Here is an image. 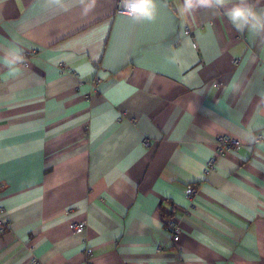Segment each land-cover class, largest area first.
<instances>
[{
  "label": "crops",
  "instance_id": "0c3cea01",
  "mask_svg": "<svg viewBox=\"0 0 264 264\" xmlns=\"http://www.w3.org/2000/svg\"><path fill=\"white\" fill-rule=\"evenodd\" d=\"M115 3L0 0V264H264V33Z\"/></svg>",
  "mask_w": 264,
  "mask_h": 264
},
{
  "label": "clouds",
  "instance_id": "9594fccd",
  "mask_svg": "<svg viewBox=\"0 0 264 264\" xmlns=\"http://www.w3.org/2000/svg\"><path fill=\"white\" fill-rule=\"evenodd\" d=\"M61 5L63 0H50ZM126 14L136 21H152L157 12L156 0H120ZM82 6L84 15H87L96 5V0H76ZM200 8L222 10L224 17L237 33L250 31L256 34L264 33V11H257L251 0H183L180 11L192 14ZM23 56L16 53L9 64L22 62Z\"/></svg>",
  "mask_w": 264,
  "mask_h": 264
},
{
  "label": "built area",
  "instance_id": "2783aa9c",
  "mask_svg": "<svg viewBox=\"0 0 264 264\" xmlns=\"http://www.w3.org/2000/svg\"><path fill=\"white\" fill-rule=\"evenodd\" d=\"M115 4H116V13H120V14H124L125 16H128L126 14V10L122 8L120 0H116ZM239 143L240 142L233 137L220 135L216 139V144H215L216 153L222 154L228 150H233V149L237 150L241 145ZM207 165L208 167H212L213 160H210ZM195 192H196V187L194 185H188L186 187L187 197L191 198L193 196V193ZM73 228L74 230H83L85 228V224L84 223L74 224ZM166 229L170 231L172 240L174 242L177 241L180 233V229L178 225L173 220H169L166 224ZM6 230H7V220L3 217V209H0V232L3 233ZM85 253L87 256L91 255V252L89 250H87ZM33 263H37V261L33 259Z\"/></svg>",
  "mask_w": 264,
  "mask_h": 264
}]
</instances>
